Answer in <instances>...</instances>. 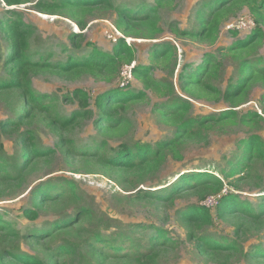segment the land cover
<instances>
[{"label": "rangeland", "instance_id": "374dc122", "mask_svg": "<svg viewBox=\"0 0 264 264\" xmlns=\"http://www.w3.org/2000/svg\"><path fill=\"white\" fill-rule=\"evenodd\" d=\"M10 1L13 4L0 0V20L10 14L8 10H13L33 26L30 45L35 59L43 56L54 62H65L70 55H88L92 48L90 43L109 52L117 44L110 39L112 26L116 27L117 19L113 11L98 9L88 14L76 10L68 14L48 15L35 9L37 0ZM206 1L172 0L159 11L162 32L157 39L128 37L136 51V65L151 64L149 49L154 42L170 41L178 49L177 72L172 78L167 71L168 65H165L164 69L157 68L153 77L158 81L173 79L177 85L178 70L184 64L201 63L206 53H217L218 47H228L257 27L249 9L243 7L225 19L216 44L174 34V25L180 29L195 27L197 10ZM114 3L136 9L150 7L155 4V0H114ZM78 19L85 22L84 31L77 23ZM229 25H239L240 28L228 29ZM81 32H84V36L79 39L80 47H75L70 37ZM0 41L5 51L7 43L1 35ZM259 53L264 57V39ZM121 70L112 83L98 81L90 75L70 81L44 73L32 77V89L55 99L56 114L70 117L81 109L73 97L76 89L85 90L94 101L99 93L118 87ZM234 73V61L222 58L221 72L214 85L226 89L228 78ZM2 77H5V73L0 68ZM127 89L133 92L145 90L143 83L136 78H133ZM146 91L147 96L143 100L130 104L120 112L130 122L119 133L99 132L94 124L96 115L64 128L54 122L52 115L32 111L25 103L22 90L0 93V122L16 119L20 115L25 117L21 132L10 137L0 135V147L4 145L5 148L0 151L2 157H13L17 151L16 139L28 130L34 133L43 151L31 158L22 156L21 160L27 162L26 170H10L7 179L0 173V216L10 225L9 228L0 227V264H24L22 262L27 257H31V260L41 259L42 264H264V257L250 255L256 247L264 249V217L250 220L240 215L221 219L215 215L213 223L206 226L192 225L182 217L192 206H206L214 214L222 195L231 193L239 194L241 200L255 206L264 190V165L261 161L254 160L250 168H243L234 179L226 180L222 195L209 196L204 195L201 189H192L182 191L171 200L161 198L152 201L143 197L145 192L164 195L184 173L209 171L220 176L221 170L228 168V160L239 154L241 139L250 133H258L264 141V120L257 118L259 123H252L251 126L237 119L227 125L214 123L204 139H190L180 147L182 159L168 156L147 171L114 168L104 159L112 157L115 154L113 148L122 143L139 142L155 146L174 137L177 125L164 121L154 109L157 104L168 103L169 95ZM178 94L186 97L180 92ZM263 95L264 85H254L236 110L240 115L248 110H257L264 117ZM188 98L192 103L189 115L197 119L218 118L224 111L232 109L222 98H202L198 92ZM91 103L95 112L96 108ZM28 111L31 112L29 116ZM96 149L97 152H93ZM66 183L77 186L80 198L70 196L72 190ZM38 188H43L50 196L36 198L34 192ZM38 203L40 206H36ZM25 208L33 209L36 217L27 218L23 211ZM83 208L95 213L96 218L92 222L82 218V215L78 216ZM66 220L69 221L67 226L57 227ZM8 229H14L17 236L10 234ZM157 229H165L171 241L164 247L150 250L148 241ZM96 232L123 245L124 253L131 257L136 255L137 259H141L139 255L146 251L152 255L144 262L137 263L134 260L117 259L113 254H103L92 247L103 249V243L95 242L92 238ZM128 237H132V240L129 241ZM204 239L232 242L236 249L228 252L210 251L203 245ZM69 243L82 244V255L61 254L59 247ZM15 254L21 257V262L13 257Z\"/></svg>", "mask_w": 264, "mask_h": 264}, {"label": "trees", "instance_id": "16d2710c", "mask_svg": "<svg viewBox=\"0 0 264 264\" xmlns=\"http://www.w3.org/2000/svg\"><path fill=\"white\" fill-rule=\"evenodd\" d=\"M6 1L9 5L13 4L10 0ZM171 1L155 0V4L150 7L143 6L130 9L126 6L115 5L114 0H37L35 9L48 15L68 14L76 10L88 14L98 9L110 10L116 13L115 25L125 37L153 40L157 39L162 32L159 26V11ZM243 7L249 9L257 27L245 38L237 39L228 47H218L217 53H206L201 63L197 65L184 64L178 70L177 85L173 79L158 81L153 77L157 68L164 69V66L168 65L167 71L174 78L178 66L177 46L170 41L165 43L154 42L149 49L151 64H139L133 70L134 78L143 83L145 90L133 92L118 86L99 93L92 101L85 90L78 88L73 92V97L79 102L81 109L76 110L70 117L56 114L55 99L47 94L36 93L32 89V77L48 73L73 81L84 75H90L98 81L112 83L121 67L136 60L135 48L128 44L125 39L120 38L110 52L101 50L90 43L89 46L92 48L86 56L70 55L65 62H54L43 56L35 59L30 45L33 26L25 22L17 11L8 10L10 14L0 20V35L7 43V49L3 51L0 41V68L5 73V77L0 78V93L22 90L25 103L30 106L32 111L52 115L54 122L64 128L72 126L80 119H87L96 115L95 128L99 132L109 133H119L127 128L130 121L126 115L120 112L126 110L130 104L143 100L147 96L146 90L168 94L170 98L168 103L157 104L154 109L164 121L177 125L174 137L161 141L155 146L139 142L134 144L122 143L113 148L115 154L112 157H106L104 160L114 168L147 171L159 165L168 156L182 159L180 147L187 140L197 139L200 141L204 139L214 123L227 125L236 122L237 119L242 124L251 126L252 123H259L257 118L264 120V117L257 110H248L242 115L236 110L254 85H264V57L259 53V47L264 39V0H208L197 10L195 27L180 29L174 25L172 31L182 38L216 44L225 19ZM77 23L80 29L84 31L85 22L78 19ZM233 33L237 35L236 32ZM83 36L84 32L71 35L72 45L80 47L79 39H82ZM222 58H230L235 63V73L228 78L229 81L224 90L213 83L221 72ZM178 90L186 97L180 96ZM196 92L202 98H222L232 109L224 111L218 118L197 119L191 117L189 111L192 103L188 97L195 96ZM91 102L96 108L95 112ZM30 114L31 112L28 111L27 116ZM24 118L23 115H20L16 119L0 122V135L10 137L14 133L21 132ZM16 140L17 151L13 157L3 158L0 154V173L5 179L10 177V170H26L27 162L21 160L22 156L31 158L43 152L32 131H24ZM104 149L105 147L102 148V150ZM4 150V145H1L0 151ZM238 150L239 154L228 160V168L222 169L220 176L209 171L184 173L174 184H171L173 187L164 195L145 192L143 197L152 201L161 198L171 200L182 191L192 189H201L204 195H222L225 181L234 179L241 169L250 168L254 160L261 161L264 165V141L258 133H250L248 137L241 139ZM93 152H97V149ZM66 186L72 190L71 197L80 198L78 188L74 183H66ZM262 192L263 195L260 196L261 198L255 206L249 201L241 200L239 194L231 193L222 195L214 209V214L213 210L206 206H192L182 214V217L192 225L196 224V226L212 224L215 215L221 219L244 215L250 220H260L264 217V190ZM34 196L43 199V196L49 197L50 195L45 193L43 188H38L34 192ZM36 206H40V203ZM23 211L27 218L36 217L33 209L25 208ZM79 215H82V218H87L90 222L96 218L95 213L87 208H83ZM68 222L66 220L57 227L67 226ZM9 226L0 216V227L9 228ZM8 232L17 236L14 229H8ZM92 238L95 242L103 243V249H97L90 243L94 250L107 255L113 254L120 260H134L137 263H142L152 255L146 251L139 255L141 259H137L136 255L131 257L130 254L124 253L125 247L123 245L106 239L100 233L96 232ZM128 240H132V237H128ZM170 241L171 239L165 229H157L150 236L148 243L151 244L150 250H153L166 246ZM203 245L207 250L217 252H228L236 249V245L232 242H218L214 239H204ZM81 251L82 244L69 243L59 247V252L66 256H75L77 253L82 255ZM250 255L263 258L264 249L256 247L250 252ZM13 257L20 262L22 261L21 257L16 254ZM22 263L42 264V260L38 258L31 260V257H27L26 261Z\"/></svg>", "mask_w": 264, "mask_h": 264}, {"label": "built area", "instance_id": "2783aa9c", "mask_svg": "<svg viewBox=\"0 0 264 264\" xmlns=\"http://www.w3.org/2000/svg\"><path fill=\"white\" fill-rule=\"evenodd\" d=\"M113 27V33L110 35V39H112L115 43L119 41L120 38L125 39L129 44L131 43L130 39L128 37H125L114 25ZM233 28H240V26H234L229 25L228 29ZM136 66V61H134L131 64L124 65L121 69L120 78L118 80V86L122 89H125L128 87V85L132 82L134 76H133V70ZM224 192V191H223ZM218 203V202H217Z\"/></svg>", "mask_w": 264, "mask_h": 264}]
</instances>
